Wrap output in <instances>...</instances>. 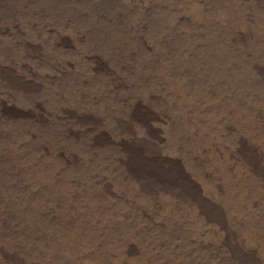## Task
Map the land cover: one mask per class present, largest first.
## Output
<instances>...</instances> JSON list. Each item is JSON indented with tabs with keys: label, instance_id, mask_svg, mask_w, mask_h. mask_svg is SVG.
<instances>
[{
	"label": "rangeland",
	"instance_id": "rangeland-1",
	"mask_svg": "<svg viewBox=\"0 0 264 264\" xmlns=\"http://www.w3.org/2000/svg\"><path fill=\"white\" fill-rule=\"evenodd\" d=\"M263 52L264 0H0V264H88L83 256L91 251H79L76 236L90 235L94 247L97 231L109 224L114 237L119 231L128 241L132 238L137 249L131 256L127 245L117 239L114 247L123 256L120 264H264V133L260 129L244 132L241 140L235 136L240 122L225 117L233 120L229 126L237 123L231 126L235 133L225 129L226 143L217 144L224 152L234 149L230 152L235 173L224 177L227 181H222L214 201L219 211L223 209L227 230L183 197L169 195L165 202L154 198L156 203L141 197L142 201L137 194L131 197L137 182L127 166L132 165L129 155L144 151L148 158L154 152L165 153L166 157L154 153L163 157L164 167L152 171L154 176H169L165 158L177 159L187 168L195 153L190 146L199 141L200 131L212 123L220 106L233 107L235 112L236 106L247 104L258 125L264 116ZM144 114L158 120L146 121L148 126ZM122 142L128 147H119ZM152 180L148 183L156 182ZM229 188L237 190L232 200H228ZM128 198L133 210L152 202L165 209L154 214L158 220H138L136 212L121 205ZM122 213L127 222H134L132 227L119 225L117 215ZM131 228L136 230L134 236L126 231ZM97 258V264L108 263L102 256Z\"/></svg>",
	"mask_w": 264,
	"mask_h": 264
},
{
	"label": "bare ground",
	"instance_id": "bare-ground-1",
	"mask_svg": "<svg viewBox=\"0 0 264 264\" xmlns=\"http://www.w3.org/2000/svg\"><path fill=\"white\" fill-rule=\"evenodd\" d=\"M33 4V3H32ZM115 7V6H114ZM149 7V6H148ZM223 7V6H222ZM117 8V7H116ZM75 9V8H74ZM244 9V8H243ZM31 10V9H30ZM86 11V10H85ZM134 11V10H133ZM201 11V10H200ZM55 12V11H54ZM221 12V11H220ZM239 12V11H238ZM50 13V12H49ZM52 14V13H51ZM54 15V14H53ZM130 15H131V13H130ZM220 15V14H219ZM238 15V14H237ZM235 16V15H234ZM140 18V17H139ZM228 18V17H227ZM135 19V18H134ZM183 21V20H182ZM235 23V22H234ZM244 25V24H243ZM61 26V25H60ZM79 26V25H78ZM56 27V26H55ZM194 28V27H193ZM153 29V28H152ZM202 35V34H201ZM135 36V35H134ZM113 37V36H112ZM128 40V39H127ZM50 41V40H49ZM36 42V41H35ZM43 42V41H42ZM128 42V41H127ZM123 43V42H122ZM80 44V43H79ZM227 44V43H226ZM91 45V44H90ZM213 45V44H212ZM114 46V45H113ZM193 46V45H192ZM205 46V45H204ZM15 47V46H14ZM159 47V46H158ZM109 48V47H108ZM133 48V47H132ZM263 49V48H262ZM137 50V49H136ZM237 50V49H236ZM235 51V50H234ZM49 52V51H48ZM111 52V51H110ZM117 52V51H116ZM124 52V51H123ZM102 53V52H101ZM264 53V52H263ZM113 55V54H112ZM121 55V54H120ZM136 56V55H135ZM116 57H117V55H116ZM212 57V56H211ZM122 58V57H121ZM195 58V57H194ZM123 59V58H122ZM250 60V59H249ZM256 60H258V58L256 59ZM23 61V60H22ZM251 62V61H250ZM255 62V61H254ZM258 63V62H257ZM91 64V63H90ZM132 64V63H131ZM208 64V63H207ZM1 65H2V63H1ZM35 65V64H34ZM6 66V65H5ZM31 68V67H30ZM97 68H98V66H97ZM155 68V67H154ZM7 69V68H6ZM23 69V68H22ZM163 69V68H162ZM253 69V68H252ZM264 69V68H263ZM4 70V69H3ZM96 70H98V69H95V71ZM1 71V70H0ZM8 71V70H7ZM111 71V70H110ZM163 71V70H162ZM4 73L3 74H5V70L3 71ZM130 72V71H129ZM264 72V71H263ZM1 73V72H0ZM206 73V72H205ZM75 75V74H74ZM82 75V74H81ZM168 75V74H167ZM22 76V75H21ZM104 76V75H103ZM239 76V75H238ZM247 76H249V75H247ZM75 77V76H74ZM84 78V77H83ZM94 78V77H93ZM139 78V77H138ZM173 78V77H172ZM70 80V79H69ZM102 80V79H101ZM264 80V79H263ZM4 81V80H3ZM17 81V80H16ZM25 81V80H24ZM97 81V80H96ZM161 81V80H160ZM210 81V80H209ZM262 81V80H261ZM115 82V81H114ZM258 82V81H257ZM75 83V82H74ZM262 83H264V82H262ZM22 84V83H21ZM24 84V83H23ZM29 84V83H28ZM31 84V83H30ZM20 85V84H19ZM27 85V84H26ZM100 85V84H99ZM254 85V84H253ZM21 86H23V85H21ZM34 86V85H33ZM190 86V85H189ZM30 87V86H29ZM32 87V86H31ZM261 87V86H260ZM20 88V87H19ZM42 88V87H41ZM256 88V87H255ZM27 88L25 87V90H26ZM55 89V88H54ZM93 89V88H92ZM257 89V88H256ZM11 90V89H10ZM256 91V90H255ZM22 92H24V91H22ZM167 92V91H166ZM174 93V92H173ZM216 93V92H215ZM18 94V93H17ZM140 94V93H139ZM177 94V93H176ZM237 94V93H236ZM240 95V94H239ZM125 97V96H124ZM260 97H262V96H260ZM116 98V97H115ZM254 98V97H253ZM258 98V97H257ZM180 99V98H179ZM214 99V98H213ZM256 99V98H255ZM261 99V98H260ZM264 99V98H263ZM22 100H23V98H22ZM202 100V99H201ZM250 100H252V99H250ZM25 101V100H24ZM210 101V100H209ZM254 101V100H253ZM258 101V100H257ZM257 101H255V103H254V105H256V102ZM262 101V100H261ZM147 102V101H146ZM237 102V101H236ZM236 102H233L232 103V105H234V107L236 106L234 103H236ZM15 103V102H14ZM43 103V102H42ZM197 103V102H196ZM248 103V102H247ZM143 104V103H142ZM204 104V103H203ZM208 104V103H207ZM231 104V103H230ZM242 104V103H241ZM249 105L251 104V103H248ZM260 104V103H259ZM263 104H264V102H263ZM204 105H206V104H204ZM218 105V104H217ZM220 105V104H219ZM261 105V104H260ZM145 106H146V104H145ZM174 106V105H173ZM176 106V105H175ZM222 106H223V104H222ZM241 106V105H240ZM208 107V106H207ZM210 107V106H209ZM216 107H218V106H216ZM221 107V106H220ZM220 107H219V110H218V112L216 113V110L215 111H213V112H215L216 113V115L213 117L214 119H213V121H212V126H210L211 124H209V126H206L205 127V125H203L204 127H205V129H204V131H200V132H202L201 133V137L198 135V137H199V141L198 140H195L196 142L195 143H193V141H191V140H189V141H191L190 143H193L192 145L191 144H189L188 143V140H186V141H184V142H186V144H189V145H191L190 146V149H192L195 153L193 154V157L191 158V160H189V159H186V160H189V161H191V163L188 165V162H186L187 163V166L189 167V169H187V168H185L186 166L185 165H183L179 160H177V159H170V158H165L166 156L164 155L165 153H163V152H161L162 153V155L163 156H165L164 158H165V160L164 161H166V164H167V166L169 167V169H168V171H169V178L167 177V176H165V177H167V179H165V178H161V177H157V176H154L155 174H152V171H154V173H156L157 171H161V169L162 168H164V167H162L163 165V160H162V158L160 159V158H158V153H160V152H156L157 153V155H155L154 153V158H148V157H146V156H143L144 154H146V153H144V151H142L141 149H139V150H141V151H138V150H136V151H138V152H141L142 154H139V153H137L136 151V153H130L131 155H129V156H131V161L130 162H132V165H127V166H130V169H128V171H130L129 172V174H130V176L132 177V179L134 180V181H136L135 183L137 184V191L136 190H134L133 192H132V195H131V197L132 196H137V197H140V200H142L143 201V198H150L149 200H151L152 201V199H153V201H154V198H157V199H161V200H159V201H163L164 200V202H165V200H168L169 201V199H170V196H179L180 198L181 197H183V198H185V199H188V200H190V201H193L195 204H196V206H198V208L201 210V212L204 214V216H206L207 218H208V220H210L211 222H214V223H217V224H219V225H222L223 227H225L224 225H226V223H223V219H225V218H223V219H221L223 216V212H221V210H223L222 208H221V210L219 211L218 209V207L216 206V203H215V201H214V199H215V197L217 198V196L218 195H220V194H218V192L220 191V189H221V184H222V181H224V180H226L224 177L225 176H228V175H230V174H232V171H233V158H234V155L231 153L234 149H228L227 150V152H224V151H226L225 149H222V148H219L220 147V145L221 144H217V143H222V142H224V144L226 143L225 141H226V139H225V141H223V138H224V130L226 129V130H229L230 132H234L235 130H234V127H231L232 125L234 126V125H236L235 123L234 124H232L231 126H229L230 124H229V122H231V121H233L234 119H236L237 121H239L240 122V125H241V129L240 130H238L239 132H237L236 133V135L235 136H237L239 139H241V138H243V133L245 132H256V131H258V129H260L262 132L261 133H264V116H263V118L261 117H259V119H258V125H257V122H255L254 120H252L251 119V112L249 113V111H247L246 110V108L245 107H247V104L243 107L242 106V108H237L238 106H236V111L235 112H233V107L232 108H230V107H228V108H224L223 110L222 109H220ZM249 107V106H248ZM252 107H254V106H252ZM142 108V107H141ZM213 108V107H212ZM261 108H263V107H261ZM138 109V108H137ZM209 109H211V108H209ZM259 109V108H258ZM258 109L256 110V111H258ZM0 110H2V109H0ZM139 110V109H138ZM197 110V109H196ZM249 110V109H248ZM139 111H141V110H139ZM143 111V110H142ZM170 111V110H169ZM256 111H254L255 113H256ZM143 112H145V111H143ZM212 111H210V113H211ZM259 112V111H258ZM93 113V112H92ZM138 113V112H137ZM140 113V112H139ZM138 113V114H139ZM148 113H150V112H148ZM158 113V112H157ZM209 113V114H210ZM133 114V113H132ZM151 114V113H150ZM152 114H154V113H152ZM208 114V113H207ZM214 114V113H213ZM6 115V114H5ZM135 115V114H134ZM193 115V114H192ZM42 116V115H41ZM86 116V115H85ZM137 116H139V115H137ZM137 116H136V118H137ZM142 116V115H141ZM167 116V115H166ZM169 116V115H168ZM210 116H213V115H210ZM258 116V115H257ZM5 117V116H4ZM181 117V116H180ZM198 117V116H197ZM202 117V116H201ZM209 116L207 115V118H208ZM225 117H227V118H229V117H232L233 118V120H231V121H228V119H225ZM255 117V116H254ZM134 119V120H137V119ZM190 118V117H189ZM211 117H209V119H210ZM224 118V120H222L221 122H219V124H218V121H220L221 119H223ZM231 118V119H232ZM116 119V118H115ZM114 119V120H115ZM125 119V118H124ZM143 119L145 120V123L144 124H147L146 123V121H150L151 123L150 124H153V120H155L156 119V116H152V115H145L144 114V117H143ZM160 120L161 119H163V118H159ZM209 119H208V121H209ZM1 120V119H0ZM8 120V119H7ZM80 120V119H79ZM140 120H142V119H140ZM156 120H158V118L156 119ZM155 120V121H156ZM182 120H184V119H182ZM190 120H192V119H190ZM210 120H212V119H210ZM235 120V121H236ZM20 121V120H19ZM123 121V120H122ZM128 121V120H127ZM139 121V120H138ZM137 121V122H138ZM192 121H194V120H192ZM198 121V120H197ZM136 122V123H137ZM159 122L160 121H158V124H159ZM166 122V121H165ZM169 122H171V121H169ZM204 123L205 122H207V120L205 119V121H203ZM211 122V121H210ZM238 122V123H239ZM12 123V122H11ZM48 123V122H47ZM133 123V122H132ZM155 123V122H154ZM167 123V122H166ZM165 123V124H166ZM175 123V122H174ZM180 123V122H179ZM191 123H193V122H191ZM207 123H209V122H207ZM206 123V124H207ZM134 124V123H133ZM142 124V123H141ZM140 124V126H142ZM149 124V123H148ZM147 124V125H148ZM157 124V125H158ZM155 125H156V123H155ZM157 125H156V127H157ZM190 125V124H189ZM193 125V124H192ZM196 125V124H195ZM218 125V126H217ZM84 126V125H83ZM134 126V125H133ZM149 126V125H148ZM152 126H154V125H152ZM180 126V125H179ZM202 126V127H203ZM22 127V126H21ZM47 127V126H46ZM146 127V126H145ZM144 127V128H145ZM185 127V126H184ZM190 127H192V126H190ZM199 127V126H198ZM202 127H201V129H202ZM217 127L219 128H222V130L221 131H219V129H217ZM237 127H238V125H237ZM243 127V128H242ZM138 128V127H137ZM137 128H134V129H137ZM140 128H142V127H140ZM150 128H152L151 126H150ZM170 128V127H169ZM177 128V127H176ZM181 128V127H180ZM197 128V127H196ZM235 128H236V126H235ZM146 129V128H145ZM147 129H149V128H147ZM153 129V128H152ZM154 129H155V127H154ZM197 129H199V128H197ZM216 129L219 131V133H218V131L217 132H215L216 131ZM236 129H238V128H236ZM257 129V130H256ZM23 130V129H22ZM92 130V129H91ZM120 130V129H119ZM141 130V129H140ZM161 130V129H160ZM177 130V129H176ZM256 130V131H255ZM128 131V130H127ZM142 131H143V129H142ZM141 131V133H142V136H143V132ZM161 131H163V129L161 130ZM181 131V130H180ZM192 131V130H191ZM190 131V132H191ZM194 131H198V130H194ZM97 132V131H96ZM149 132V131H148ZM151 132V131H150ZM149 132V133H150ZM157 132V131H156ZM185 132V131H184ZM229 132V133H230ZM14 133V132H13ZM84 133V132H83ZM82 133V134H83ZM101 133H103V132H101ZM115 133V132H114ZM120 133V132H119ZM118 133V134H119ZM129 133V132H128ZM134 133V132H133ZM136 133H137V131H136ZM148 133V134H149ZM153 133V132H152ZM159 133V132H158ZM164 133V132H163ZM228 133V132H227ZM235 133V132H234ZM259 133V132H258ZM54 134V133H53ZM97 134V133H96ZM140 134V133H139ZM139 134L137 135V137H139ZM145 134V133H144ZM151 134V133H150ZM166 134V133H165ZM165 134H163V135H165ZM197 134V133H196ZM198 134H199V132H198ZM250 134V133H249ZM2 135V134H1ZM94 135V134H93ZM104 135H105V133H104ZM131 135V134H130ZM156 135H158V134H156ZM162 135V137H164ZM187 135V134H186ZM218 135H220V136H218ZM227 135V134H226ZM225 135V138H228L227 136ZM229 135H232V134H229ZM251 135V134H250ZM97 136H98V134H97ZM103 135H101V138H104V137H102ZM120 136V135H119ZM129 136V135H128ZM145 136H147V135H145ZM155 136V135H154ZM167 136H169V135H167L166 134V136L165 137H167ZM184 136V135H183ZM190 136H193V134H190ZM195 136V135H194ZM110 137V136H109ZM131 137V136H130ZM151 137V136H150ZM150 137H146V138H150ZM158 137V139L160 140V133H159V136H157ZM161 137V138H162ZM169 137H171V136H169ZM169 137H167V139L169 138ZM177 137V136H176ZM186 137H188V136H185V139H186ZM197 137V136H196ZM233 137H234V135H232L231 137H229V139H233ZM255 137H256V135H255ZM126 138V137H125ZM124 138V139H125ZM172 138V137H171ZM170 138V139H171ZM189 139H191L190 137H188ZM204 139V140H201V139ZM93 139H94V137H93ZM96 139V138H95ZM94 139V140H95ZM116 139V138H115ZM120 139V138H119ZM137 139V138H136ZM153 139V138H152ZM151 139V140H152ZM157 139V140H158ZM174 139H176L175 137H174ZM234 139H237V138H234ZM245 139V138H244ZM101 140V139H100ZM121 140V139H120ZM128 140V139H127ZM126 140V141H127ZM134 140V139H133ZM149 140V139H148ZM147 140V141H148ZM193 140H194V138H193ZM242 140V139H241ZM246 140V139H245ZM92 141V143H93V140H91ZM96 141V140H95ZM99 141V140H98ZM98 141H96V143L98 142ZM104 141V140H103ZM107 141V140H106ZM111 141V140H110ZM109 141V142H110ZM115 141V140H114ZM130 141V140H129ZM137 141V140H136ZM140 141H141V139H140ZM153 141V140H152ZM152 141H149V143L150 142H152ZM162 141H163V138H162ZM164 141H166L165 140V138H164ZM168 141V140H167ZM170 141V140H169ZM112 142V141H111ZM124 142V141H123ZM123 142L121 143V144H119V147L122 145V147L124 148V147H128V142H125L124 144H123ZM130 142H132V140L130 141ZM143 142V141H142ZM156 142H158V141H155V144H157L158 145V143H156ZM173 142H176V140H174ZM182 142V141H181ZM230 142H231V140H228L227 141V144L229 143V145H231L230 144ZM246 141H244V143H245ZM87 143V142H86ZM91 143V142H90ZM100 143V142H99ZM102 143V142H101ZM104 143V142H103ZM177 143V142H176ZM179 143V142H178ZM183 143V142H182ZM232 143H233V141H232ZM72 144V143H71ZM131 144V143H130ZM144 144V143H143ZM146 141H145V147H147L146 146ZM155 144H153L152 143V145L154 146ZM160 144V143H159ZM163 144H165V143H163ZM163 144H161V145H163ZM166 144H170V143H166ZM174 144V143H173ZM239 145H240V143H238ZM241 144H242V142H241ZM34 145V144H33ZM126 145V146H125ZM132 145H137V143H134V144H132ZM138 145H140L139 143H138ZM152 145L150 144L149 145V147L151 146L152 147ZM157 145H155V146H157ZM1 146V145H0ZM87 146H89V145H87ZM90 146H92V145H90ZM143 146V147H144ZM160 145H158V149H160V147H162V146H160ZM172 146V149H173V145H171ZM177 146V145H176ZM175 146V147H176ZM234 146V145H233ZM233 146H230V147H233ZM238 146V145H237ZM244 146H245V144H244ZM258 146V145H257ZM121 147V148H122ZM135 147V146H134ZM140 147L142 148V146L140 145ZM170 146H166V149H164V150H167L168 151V149L167 148H169ZM184 147H189V146H184ZM192 147H195V148H192ZM227 147V146H226ZM229 147V148H230ZM235 148H236V146H234ZM233 147V148H234ZM238 147H241V145L240 146H238ZM237 147V148H238ZM248 147V146H247ZM253 147V146H252ZM76 148V147H75ZM89 148V147H88ZM132 148V147H131ZM243 147H241L240 149L241 150H243L242 149ZM119 150H120V148H118ZM145 149V148H144ZM149 149H151V148H149ZM148 149V150H149ZM155 149H157V148H153V149H151L150 151L152 152L153 150H155ZM227 149V148H226ZM239 149V148H238ZM238 149H236V150H238ZM147 150V149H146ZM145 150V151H146ZM161 150H162V148H161ZM173 150H176V149H173ZM196 150V151H195ZM245 150H246V147H245ZM250 150V149H249ZM253 150H255V148L254 149H252V151ZM260 150V149H259ZM130 151V150H129ZM155 151H157V150H155ZM160 151V150H159ZM163 151V150H162ZM171 151V150H170ZM187 151L189 152V149H187ZM186 151V152H187ZM231 151V152H230ZM247 151V150H246ZM251 151V150H250ZM125 152V151H124ZM172 152L173 151H171V154H172ZM191 152V151H190ZM86 153H88V152H86ZM93 153H94V151H93ZM120 153H121V151H120ZM127 153V152H126ZM126 153L124 154V155H126ZM149 153V152H148ZM160 153V154H161ZM166 153H168V152H166ZM183 153H185V152H183ZM16 154V153H15ZM25 154V153H24ZM69 154V153H68ZM116 154V153H115ZM119 154V153H118ZM151 154V153H150ZM180 155L182 154V153H179ZM187 153H185V155H184V157L185 156H187L186 155ZM189 154V153H188ZM225 154V155H224ZM235 154V153H234ZM239 154V153H238ZM252 154H254V153H252ZM22 155V154H21ZM149 155V154H148ZM167 155V154H166ZM170 154L168 153V156H169ZM175 155V153L173 154V156ZM190 155V154H189ZM189 155H188V157H189ZM237 154H235V156H236ZM241 155V154H240ZM108 156V155H107ZM120 156H122V155H120ZM160 156V155H159ZM176 156V155H175ZM181 156H183V154L181 155ZM244 156V155H243ZM242 156V157H243ZM254 156V155H253ZM262 156V155H261ZM68 157V156H67ZM110 157V156H109ZM123 157V156H122ZM121 157V158H122ZM171 157V156H170ZM240 157V156H239ZM250 157V156H249ZM57 158V157H56ZM63 158V157H62ZM74 158H75V156H74ZM117 158V157H116ZM127 158V157H126ZM236 158V157H235ZM248 158V157H247ZM22 159V158H21ZM61 159V158H60ZM129 159V158H128ZM179 159H180V156H179ZM184 159V161H186ZM233 159V160H232ZM243 159H244V157H243ZM242 159V160H243ZM258 159V158H257ZM3 160V159H2ZM72 160V159H71ZM124 160V159H123ZM123 160H121V161H123ZM251 159H248V161H250ZM28 161V160H27ZM125 161V160H124ZM123 161V162H124ZM128 161V160H127ZM222 161L224 162V163H222ZM257 161V160H256ZM259 161V160H258ZM4 162V161H3ZM64 162H65V160H64ZM129 162V161H128ZM9 163V162H8ZM249 163V162H248ZM256 163V162H255ZM107 164V163H106ZM123 164H125V163H123ZM184 164H185V162H184ZM261 164V163H260ZM7 165V164H6ZM50 165H52V164H50ZM108 165H110V164H108ZM116 165V164H115ZM126 165V164H125ZM255 165V164H254ZM259 165V164H258ZM2 166V165H1ZM164 166L166 167V165L164 164ZM185 166V167H184ZM104 167V166H103ZM209 167H211L212 169H210ZM219 167V170L217 171V170H215L216 168H218ZM235 167V166H234ZM1 168V167H0ZM5 168V167H4ZM123 168V167H122ZM260 168V167H259ZM37 169V168H36ZM124 169V168H123ZM126 169V168H125ZM193 169V170H192ZM261 169H263V168H261ZM3 170V169H2ZM164 170V169H163ZM187 170H189V171H187ZM191 170V171H190ZM156 171V172H155ZM77 172V171H76ZM190 172H191V174H190ZM260 172V171H259ZM9 173V172H8ZM59 173V172H58ZM158 173V172H157ZM165 173V172H164ZM235 172L233 171V174H234ZM264 173V172H263ZM124 174H126V173H124ZM128 174V173H127ZM33 175V174H32ZM119 175V174H118ZM193 175V176H192ZM115 176V175H114ZM127 176V175H126ZM129 176V175H128ZM127 176V177H128ZM232 176V175H231ZM164 177V176H163ZM264 178V177H263ZM118 179V178H117ZM124 179V178H123ZM151 179H153V180H155L154 182L155 183H148V181L149 180H151ZM228 179V178H227ZM45 180V179H44ZM126 180V179H125ZM131 180V179H130ZM129 180V181H130ZM152 180V181H153ZM203 180H205V181H203ZM114 181V180H113ZM128 181V182H129ZM227 181V180H226ZM264 181V180H263ZM111 182V181H110ZM119 182V181H118ZM121 182V181H120ZM123 182V181H122ZM225 182V181H224ZM55 183V182H54ZM132 183V182H131ZM113 184V183H112ZM115 184V183H114ZM127 184V183H126ZM132 184H134V183H132ZM84 185V184H83ZM96 185V184H95ZM131 185V184H130ZM228 185V184H227ZM111 186V185H110ZM126 186H129V185H126ZM134 186V185H133ZM225 186V185H224ZM109 187V186H108ZM120 187V186H119ZM130 187V186H129ZM226 187V186H225ZM126 188V187H125ZM134 187H132V189H133ZM114 189V188H113ZM128 189V188H127ZM126 189V190H127ZM135 189V188H134ZM231 188H229V193L230 194H228V200H229V198L232 200V196H233V194H234V192L236 193V191L237 190H235V191H231L230 190ZM108 190H109V188H108ZM108 190H106V192H108ZM88 191V190H87ZM118 191V190H117ZM132 191V190H131ZM131 191H130V193H131ZM142 191V192H141ZM114 192V191H113ZM115 192H116V190H115ZM114 192V193H115ZM119 192H121V191H119ZM129 192V191H128ZM143 192H144V194H143ZM223 192V191H222ZM110 193H111V190H110ZM126 193V192H125ZM221 193V192H220ZM233 193V194H232ZM241 193V192H240ZM106 194V193H105ZM119 194V193H118ZM122 194H123V192H122ZM127 194V193H126ZM137 194V195H136ZM142 194V195H141ZM207 194H210V195H212V196H208ZM218 194V195H217ZM237 194H239L238 192H237ZM101 195V194H100ZM110 195V194H109ZM112 195H114V194H112ZM128 195V194H127ZM168 195V197H165V196H167ZM170 195V196H169ZM217 195V196H216ZM232 195V196H231ZM97 196V195H96ZM120 196V195H119ZM118 196V197H119ZM122 196V195H121ZM242 196V195H241ZM66 197V196H65ZM103 197V196H102ZM106 198H109V197H107V196H105ZM104 197V198H105ZM114 197V196H113ZM130 197V198H131ZM134 197V198H135ZM141 197H143L142 199H141ZM236 197H237V195L235 196V198H234V200L236 199ZM243 197L245 198V196H242V198L241 199H243ZM48 198V197H47ZM98 198H99V196H98ZM117 198V197H116ZM121 198V197H120ZM125 198V197H124ZM174 198V197H173ZM57 199V198H56ZM110 199V198H109ZM118 199V198H117ZM139 199V198H138ZM99 200V199H98ZM108 200V199H107ZM135 200V199H134ZM148 200V201H149ZM178 200V199H177ZM180 200V199H179ZM230 200V201H231ZM234 200H233V203H234ZM237 200V199H236ZM235 200V201H236ZM94 201V200H93ZM102 201V200H101ZM120 201V200H119ZM118 201V202H119ZM121 201H123V200H121ZM125 201V200H124ZM123 201V202H124ZM148 201H145L144 200V202H148ZM155 201H158V200H155ZM154 201V203H156ZM240 201V200H239ZM5 202V201H4ZM97 202V201H96ZM122 202V203H123ZM130 202L132 203V200H129V198L125 201V203L124 204H121V203H119V204H121L122 206H124V208H125V211H134V212H136L137 214H138V217L136 218V219H142L143 217H146L148 220H152L153 218H156L155 217V213L157 212H159V211H161L160 212V214H163V212L162 211H164L163 210V208L165 209V206L162 208V210H160V208L157 206V205H155L153 202L152 203H150L149 205H141L140 206V204H138L140 207H134L135 208V210H133V207H132V205H134V204H130ZM137 202H138V200H137ZM99 203V202H98ZM117 203V202H116ZM127 203V204H126ZM136 203V202H135ZM139 203H141V201L139 202ZM169 203V202H168ZM233 203H231V204H233ZM238 203V202H237ZM236 203V204H237ZM90 204V203H89ZM115 203H113V205H114ZM235 204V203H234ZM239 204H241V203H239ZM37 205V204H36ZM97 205V204H96ZM95 205V206H96ZM159 205V204H158ZM162 205H164V204H162ZM108 207V206H110V204H108V205H103V208L104 207ZM151 206V207H150ZM171 206V205H170ZM101 207V206H100ZM100 207H99V209H100ZM114 207V206H113ZM117 207V206H116ZM161 207V206H160ZM184 207V206H183ZM116 209V208H115ZM120 209V208H119ZM167 209V208H166ZM182 209V208H181ZM187 209V208H186ZM193 209V208H192ZM84 210V209H83ZM93 210V209H92ZM106 210V209H105ZM105 210H104V212H105ZM108 210V209H107ZM183 210H184V212L185 211H187V210H189L190 211V209L188 208L187 210H185L184 208H183ZM74 211V210H73ZM95 211H96V209H95ZM95 211H93V212H95ZM121 211H122V209H121ZM167 211H169V210H167ZM167 211H165V212H167ZM176 211V210H175ZM195 211V210H194ZM88 212V211H87ZM86 212V213H87ZM97 212H98V210H97ZM110 212V211H109ZM123 212V211H122ZM200 212V213H201ZM85 213V212H84ZM118 213V212H117ZM125 213H127V212H125ZM135 213V214H136ZM171 213V212H170ZM173 213H174V211H173ZM175 213H177V212H175ZM191 212H189V214H190ZM120 214V213H119ZM134 214V213H133ZM168 214V213H167ZM183 214V213H182ZM181 214V215H182ZM186 214V213H185ZM192 214V213H191ZM93 215V214H92ZM95 215V214H94ZM201 215V214H200ZM117 216H119V217H117V218H119V222L121 221V223L122 224H119V225H125L126 224V228H127V225H128V227H132L133 225H132V223H134L133 221L131 222V221H129V222H127V219H128V216L126 215V216H124V213H122L121 215H117ZM158 216H161V215H159L158 214ZM189 216V215H188ZM192 216V215H191ZM203 216V217H204ZM95 217V216H94ZM164 217V216H163ZM107 218V217H106ZM117 218H112L113 219V221H115V219L117 220ZM135 218V217H134ZM165 218V217H164ZM206 218V219H207ZM32 219V218H31ZM60 219V218H59ZM82 219V218H81ZM93 219H95V218H93ZM92 219V220H93ZM98 219V218H97ZM111 219V218H110ZM126 219V220H125ZM135 219V220H136ZM157 220H158V218H156ZM91 220V219H90ZM134 220V221H135ZM196 220H200V219H196ZM202 220V219H201ZM204 220V219H203ZM223 220V221H222ZM118 221V220H117ZM160 221V220H159ZM78 222V221H77ZM86 222V221H85ZM90 222V221H89ZM103 222V221H102ZM118 222V223H119ZM149 222V221H148ZM155 222V221H154ZM198 222H201V221H198ZM87 223H88V221H87ZM92 223H94V222H92ZM117 223V224H118ZM157 223V222H156ZM83 224H84V222H83ZM90 225H92L91 223H89ZM112 225H113V223H111ZM115 224V223H114ZM135 224H138L137 222L135 223ZM132 225V226H131ZM140 225V224H139ZM156 225V224H155ZM158 225H161V223H159ZM204 225V224H203ZM20 226V225H19ZM86 226V225H85ZM88 226V225H87ZM121 226V227H122ZM95 227V226H94ZM104 227V226H103ZM108 227V226H107ZM114 227V226H113ZM124 227V226H123ZM138 227V226H137ZM205 227V226H204ZM222 227V228H223ZM227 227V226H226ZM225 227V228H226ZM16 228V227H15ZM49 228V227H48ZM88 228H89V226H88ZM105 228H106V226H105ZM105 228H100L101 230L99 231H97V233H96V236H97V239L99 240H97L98 241V243H96V245L94 246V247H92L93 245H91L90 243H91V236L90 235H86L85 237H81V236H79V235H77L76 237L78 238V240H80L79 242V244H80V249L78 248V246H77V248H78V250L80 251V250H83V251H91V253L90 254H88V252H87V254H88V256H83L84 258H86L85 260H84V258H82V260H84V262L85 263H88V264H97V261L99 260V258H97V257H104L105 258V261H108V263L109 264H120V262H122V260L121 259H119V257H121V254L117 251V249L114 247V245H115V243H117L118 241H116L117 239H121L122 241H120V242H122V243H125L126 245H127V247L125 248L126 249V253H128L129 255H135L136 253H137V249L134 247V245L131 243L133 240H132V238L128 241V239H127V237L126 236H120L119 235V231L116 233V237H114L112 234V231H111V229H110V224H109V227L107 228V229H105ZM125 228V229H126ZM135 228V227H134ZM201 228V227H200ZM18 229V228H17ZM80 229V228H79ZM85 229V228H84ZM83 229V230H84ZM87 229V228H86ZM85 229V230H86ZM120 229H122V228H120ZM125 229H122L121 231H123V230H125ZM136 229V228H135ZM135 229H133V228H131V229H128V230H126L127 232H128V234L129 235H133V234H135ZM228 228H226V230H227ZM24 230V229H23ZM62 230V229H61ZM66 230V229H65ZM64 230V231H65ZM84 230V232H86ZM116 230V229H115ZM201 230H204V229H201ZM71 231V230H70ZM79 231V230H78ZM108 231V232H107ZM42 232V231H41ZM83 232V233H84ZM113 232H115L114 230H113ZM228 232H230V231H227V233L226 234H228ZM108 233H109V235H108ZM91 234V233H90ZM124 234V233H123ZM230 235H231V233H229ZM16 235V234H15ZM60 235V234H59ZM76 235V234H75ZM74 236V235H73ZM79 236V237H78ZM93 236H94V234H93ZM95 236V237H96ZM134 236V235H133ZM106 237H108V242H107V244H104L105 242L103 241L104 240V238H106ZM68 238V237H67ZM93 238V237H92ZM19 239H21V238H19ZM69 239V238H68ZM93 239H95V238H93ZM71 240V239H70ZM74 240H75V238H74ZM132 240V241H131ZM37 241V240H36ZM68 241V240H67ZM71 241H73V240H71ZM75 241H77V240H75ZM131 241V242H130ZM55 242H56V240H55ZM70 242V241H69ZM68 242V243H69ZM93 242H95L94 240H93ZM101 242H104V243H101ZM136 242V241H135ZM35 243H37V242H35ZM62 243V242H61ZM67 243V244H68ZM78 243V242H77ZM1 244V243H0ZM73 244V243H72ZM74 244H75V242H74ZM73 244V245H74ZM104 246H103V245ZM135 244V243H134ZM32 245V244H31ZM41 245V244H40ZM65 245V244H64ZM76 245V244H75ZM123 245V244H122ZM44 246V245H43ZM68 246H70V245H68ZM33 247H34V245H33ZM72 247V246H71ZM71 247H69V248H71ZM117 247V246H116ZM119 247V246H118ZM31 248V247H30ZM55 249V248H54ZM75 249V248H74ZM100 249V251H101V253H96V250H99ZM65 250V249H64ZM77 249H75V251H78ZM27 251V250H26ZM66 251H69V250H66ZM72 251V250H71ZM59 252V251H58ZM70 252V251H69ZM74 252V251H73ZM73 252H71L72 254H74ZM65 253V252H64ZM71 253H69V255L71 254ZM80 252H77L76 254H79ZM120 255H119V254ZM50 254V253H49ZM127 254V255H128ZM37 255H39V254H37ZM43 255V254H42ZM45 255V254H44ZM86 255V254H85ZM98 255V256H97ZM101 255V256H100ZM47 256H48V254H47ZM59 256V255H58ZM17 257V256H16ZM64 257V256H63ZM71 257H72V255H71ZM80 257V258H79ZM81 255L79 254V256H78V258L79 259H81ZM123 257V256H122ZM121 257V258H122ZM134 257V256H133ZM136 257V256H135ZM134 257V258H135ZM72 258H74V257H72ZM17 259V258H16ZM19 259H21V258H19ZM65 259V258H64ZM76 259V258H75ZM24 260V259H23ZM43 260V259H42ZM121 260V261H120ZM20 261V260H19ZM69 261H71V260H69ZM104 261V260H103ZM55 262V261H54ZM73 262H75V261H73ZM79 262V261H78ZM131 262V261H130ZM28 263V262H27ZM50 263V262H49ZM102 263V262H101ZM107 262H106V264H108ZM29 264V263H28ZM77 264H79V263H77ZM84 264V263H83ZM104 264V263H103Z\"/></svg>",
	"mask_w": 264,
	"mask_h": 264
}]
</instances>
